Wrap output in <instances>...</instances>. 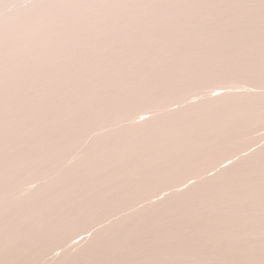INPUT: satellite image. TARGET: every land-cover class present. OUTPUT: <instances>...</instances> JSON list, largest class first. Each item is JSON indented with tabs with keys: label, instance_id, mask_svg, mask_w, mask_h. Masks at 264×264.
<instances>
[{
	"label": "bare ground",
	"instance_id": "6f19581e",
	"mask_svg": "<svg viewBox=\"0 0 264 264\" xmlns=\"http://www.w3.org/2000/svg\"><path fill=\"white\" fill-rule=\"evenodd\" d=\"M195 2L64 0L47 11L36 7L0 34V264H44L49 251L88 225L106 222L138 200L145 203L158 186L183 185L186 176L203 174L214 166L216 153L239 147L246 133L264 125V92L255 88L259 94L200 102L203 113L199 106L166 112L199 85L217 82L232 90L252 81L264 91V0ZM145 10L157 20L178 12L147 29L139 22ZM63 23L74 30L64 31ZM134 101L136 109H153L155 117L85 145L104 113ZM84 145L83 161L68 167L66 159ZM4 151L12 156L2 159ZM245 159L236 178L227 166L220 175L212 171L219 177L210 184L178 197L155 196L132 216L120 214L122 220L107 221L111 226L105 229L98 225L95 238L88 236L91 226L87 236L93 242L84 237L90 247L84 242L82 253H62V261L52 262L181 264L180 258L191 255L193 264H264V150ZM33 178L47 183L18 205L2 202L11 188ZM145 180L151 184L144 189Z\"/></svg>",
	"mask_w": 264,
	"mask_h": 264
},
{
	"label": "rangeland",
	"instance_id": "374dc122",
	"mask_svg": "<svg viewBox=\"0 0 264 264\" xmlns=\"http://www.w3.org/2000/svg\"><path fill=\"white\" fill-rule=\"evenodd\" d=\"M29 0H10V1H7V2H4V3H2L1 5H0V34H2L11 24H13V23H15L16 21H19V20H21V19H24L25 17H27L28 15H30L31 14V11L33 10V9H35L36 7L37 8H39V9H42L43 11H47V10H50V9H52L53 7H55V6H57V5H59V4H61V3H63V1L64 0H34V2L36 3V5H35V7H32L31 8V6H29V2H28ZM204 2L205 0H197V2H195V3H199V2ZM34 3V4H35ZM230 2H225V3H223L222 4V6H224V7H229L230 6V4H229ZM145 13H147V14H144V15H142V16H140V19H139V22L145 27V28H147V29H152V28H154V27H157V26H159V24H164L166 21H168V20H170L172 17V14L173 13H176V12H178V11H173V12H170V13H168V14H165L160 20H157V19H155L152 15H150L149 14V12L147 11V10H145L144 11ZM208 25V23L207 24H205L204 26H207ZM61 27L64 29V31H72V30H74V28L70 25V24H68V23H63L62 25H61ZM96 49H98V46H94ZM17 50V52H19L20 51V47L19 48H17L16 49ZM99 50V49H98ZM101 51V50H100ZM102 52V51H101ZM85 54V53H84ZM43 63L44 62H46V60H43L42 61ZM172 70H168V74L170 73H172L171 72ZM107 75H109V70L108 71H106L105 73H104V77L105 76H107ZM164 75V74H163ZM102 76V75H101ZM101 76H99L98 78H101ZM55 78V80H57L58 78H56V77H54ZM251 83V84H250ZM245 84V85H244ZM242 86H240V87H235V89H234V87H233V89L231 90V88H232V86L231 87H229L228 85L226 86L225 85V87L222 85V84H218L217 82H215V83H211V84H207V85H197L198 87L196 88V86L191 90V92L188 94L189 95V98L188 99H185L184 101H176V102H172L171 104H170V106L169 107H172L174 104H176V105H174L173 106V108H167L168 110H166V112L167 113H170V114H172V113H174L175 111L176 112H178V110L179 111H181L182 109H186V108H189L190 106L191 107H193V108H197L198 106L200 107H198L197 109H196V111H198V112H200V113H203L204 111H205V107L204 106H202V105H204V104H201V103H203V102H210V101H212L213 99H215L216 97H222V96H226V95H232V94H241V93H245V92H251V93H256V94H259V93H263L264 91L262 90V89H258V88H256V85H254L253 84V82L252 81H248L247 82V84H246V82L244 83ZM212 86V87H208V86ZM218 87H217V86ZM251 85H252V87H251ZM206 86V87H205ZM223 86V87H222ZM200 87V88H199ZM220 87V90L218 89ZM204 88V89H203ZM205 88H207V89H205ZM215 88V89H214ZM228 88V89H227ZM236 88H238V89H236ZM253 88V89H252ZM254 88H255V90H257V92H259V93H257L255 90H254ZM202 89V90H201ZM213 89V90H212ZM216 89H218V90H216ZM223 89V90H222ZM245 89V90H244ZM207 90H210V91H207ZM212 90V91H211ZM237 90V91H236ZM207 93V95L204 93ZM217 91V92H216ZM218 91H219V93H218ZM213 92H214V95H213ZM199 93V94H198ZM203 95V96H202ZM213 97H212V96ZM201 96V97H200ZM205 96V97H204ZM193 97V98H192ZM195 97V98H194ZM200 99H199V98ZM206 97H207V99H206ZM198 98V99H197ZM201 99H203V100H201ZM206 100V101H205ZM145 102V101H144ZM144 102H142L141 101V103H144ZM201 102V103H200ZM226 103V102H225ZM189 104V105H188ZM208 104V103H207ZM136 105V106H135ZM172 105V106H171ZM177 105H179V107L177 106ZM194 105V106H193ZM176 106V107H175ZM225 106H226V104H223L221 107H223L222 109H224L225 108ZM136 107H137V103H136V101H134V103L132 102V103H130L129 104V106H128V108L127 109H123V110H117V111H110V112H107V113H104L100 118H99V124H98V126H97V134H93V135H95V136H89V137H87L86 138V141L85 142H92V141H94L95 139H98L99 138V136H101L103 133H105V132H107V131H110V130H114V131H118V130H121V129H128V128H131V127H134V128H137V127H139V126H142V125H144V124H146L147 122H149V121H151L154 117H155V112L153 111V109H150V108H139V110L138 109H136ZM175 108V109H174ZM141 109V110H140ZM150 109V110H149ZM178 109V110H177ZM132 110V113L134 114L135 112L137 113H135L134 115L130 112ZM145 110V111H144ZM139 112H140V114H139ZM144 112V113H143ZM152 113L154 114V115H152ZM149 114V115H148ZM20 120H26V118H24V115H21L20 117ZM260 127V128H259ZM258 128V129H257ZM116 129V130H115ZM118 129V130H117ZM262 129V133H261V130ZM255 130H257V131H255ZM252 131V132H251ZM250 132H248V133H246L245 135H246V137H247V139H246V137H245V135H244V139L243 138H241L240 139V141H238L239 143H241L240 145H238L239 147H237V146H235L234 147V149L233 148H231L230 150H227V151H225L226 152V154H223V153H225V152H218V154L216 153V158L214 159V161L212 162V164L214 165V166H211V167H207L208 169H206V171L203 173V174H201V175H192V176H190V175H188V176H186L185 178H183V180L181 181V183L180 184H183V185H179V184H177V186H181L180 188L179 187H177V186H174V185H176V184H171L170 183V185H171V187H169V185H167L166 187H165V185L163 186V187H161L162 188V190L164 189V190H166V191H162L161 189V191L158 189L159 188V186L158 187H156L157 189H156V191L157 192H155V194H153L152 195V199H150V200H148V201H146L145 203L143 202V204H140V203H142L141 201H139L138 200V202H134V203H132L131 205H129L128 206V209H130L131 208V211H129L128 209H125V208H123L122 210H121V215L123 214V217L124 218H126V217H130V216H132L131 214H135L136 212L134 211V208H135V210L137 211L138 209L140 210V209H142V208H144V206H145V204H146V206H147V204H149V202H154V201H156L155 199L157 198V200L160 198V197H162V198H160L161 200H163V198H169V197H178V196H180V195H182V191H183V193L184 192H188L189 190H190V188L191 187H193V186H195V185H198L199 183H204L205 185L206 184H210L211 182H213V181H215L219 176H217L216 174H218V175H220V173H223V172H227L228 171V167H229V171L231 170V168L230 167H232L233 166V168H234V172H233V175H235V178L240 174L239 172H242L243 171V163L247 160V159H245V158H247L248 156H253V155H255L256 153H258L259 151H261V150H264V148H262L261 146H264V145H262V144H264V137H263V135H264V125H262V127L261 126H257L256 128H254V129H252ZM258 131H260V133H258ZM91 135V134H90ZM234 135V133H230L227 137L229 138V136H230V138L232 137ZM256 135H257V137H256ZM259 136V137H258ZM98 137V138H97ZM249 137V138H248ZM254 137V138H253ZM95 138V139H94ZM255 138H257L258 140H259V138H260V140L258 141L257 139H255ZM93 139V140H92ZM243 139V140H242ZM249 139H250V141H249ZM246 140H247V142H249L248 144H247V142H246ZM262 140V141H261ZM243 141H245V143L243 142ZM258 141V142H257ZM261 141V142H260ZM88 142H87V144H85V145H87V147H89V145L91 146L92 144H93V142L91 143H89L88 144ZM236 143V144H239V143ZM260 142V143H259ZM244 143V144H243ZM250 143H254L253 145L251 144V145H249ZM255 143H257V145L255 144ZM262 143V144H261ZM243 144V145H242ZM261 144V145H260ZM83 146L82 148H80V149H78V150H76V152L75 153H73L71 156H69L67 159H66V165L68 166V167H75V166H77V165H79L82 161H83V159H84V157H85V154L83 153V151H82V149L84 150V147H86V146ZM246 146V148H243V147H240V146ZM251 146V147H250ZM253 146H255V147H253ZM236 147H237V151L235 150L236 149ZM256 147H257V150H256ZM260 147L262 148V149H260ZM239 148H240V150L241 149H243L241 152H243V153H240V150H239ZM11 149H12V147H11V145L10 144H6L5 145V150H7V151H11ZM246 149V150H245ZM252 149V150H251ZM255 149V150H254ZM80 150V151H79ZM235 151V153H234V151ZM238 150H239V152H238ZM247 151V152H246ZM251 151V152H250ZM253 151V152H252ZM12 152V151H11ZM231 152H233V153H231ZM228 153H229V156H228ZM230 153H231V155H230ZM252 153V154H251ZM235 154V155H234ZM239 154V155H238ZM243 154H245V155H243ZM248 154V155H247ZM225 155V157H223ZM233 155V156H232ZM238 155V156H237ZM246 155H247V157H246ZM2 156V159H6V158H9V157H11L12 156V154H9V153H6L5 151L3 152V154L1 155ZM222 156V157H221ZM227 156V157H226ZM234 156H236V157H234ZM220 157V158H219ZM231 157V158H230ZM234 157V158H233ZM240 158H241V160H240ZM249 158H251V157H249ZM248 158V159H249ZM217 159H218V161H217ZM224 159V160H223ZM230 159H233V160H230ZM234 159H235V162H234ZM237 159H238V161L240 160V161H243L244 160V162H240L239 161V163H238V161H237ZM243 159V160H242ZM1 160V159H0ZM222 160V161H221ZM226 160V161H225ZM228 160H230L229 161V163H228ZM224 161V162H223ZM218 164H217V163ZM220 162H223V163H220ZM229 164H227V163ZM215 163V164H214ZM232 163L234 164L235 163V165H232ZM240 163H241V167L239 166L240 165ZM221 164H222V166H221ZM224 164V165H223ZM225 164H227L226 166H225ZM231 164V165H230ZM217 165V166H216ZM220 165V170L218 171V169H219V166ZM228 166V167H227ZM238 166V169H236L235 167H237ZM218 167V168H217ZM224 167V168H223ZM226 167V168H225ZM240 167V168H239ZM213 168V169H212ZM216 168V169H215ZM233 168H232V170H233ZM216 171H218V172H216ZM224 169V170H223ZM227 169V170H226ZM239 170V171H238ZM212 171H213V174L214 173H216L215 175H213L212 174ZM210 172V173H209ZM220 172V173H219ZM195 176H197V177H195ZM187 177H189V179L187 180ZM195 177V178H194ZM233 177V176H232ZM230 180H234V177L232 178V179H230ZM146 182V183H145ZM148 180H145V181H143L141 184H140V186L142 185V187L145 189V187L147 186V185H149V184H151L150 182L151 181H149L148 183ZM175 182V181H174ZM47 183V180H42V179H39V178H33V179H28V180H26L25 182H23V184H22V186L21 187H19V188H15L14 187V189L13 188H11V192H10V194L8 195V196H6L5 198H3L2 199V202H4V203H8L9 205H18V204H20L22 201H24L25 199H27V198H29L31 195H33L35 192H37L38 190H39V188H41L43 185H45ZM172 185H173V187H172ZM141 189V187L139 188L140 190H144V189ZM170 188H174V189H171V193H168V192H170ZM138 189V191L141 193L142 191H140ZM148 189H150L149 191H151L152 189L151 188H147V190ZM168 189H169V191H168ZM178 191V192H176V191ZM159 191V192H158ZM168 191V192H167ZM175 191V192H174ZM161 192V193H160ZM174 192V193H173ZM161 195H160V194ZM133 194H138L137 192H135V193H133ZM157 194V195H156ZM173 195V196H172ZM156 196V198L154 199V197ZM158 196V197H157ZM160 196V197H159ZM136 206H134V205ZM152 204V203H151ZM133 205V206H132ZM131 206V207H130ZM139 206V207H138ZM142 206V207H141ZM133 208V209H132ZM124 209H125V211H124ZM120 211V210H119ZM119 211H116V213L118 212L119 213ZM126 211H127V213H126ZM131 212H133V213H131ZM138 212V211H137ZM116 213L114 214V216H116ZM118 213H117V215H118ZM128 213H130V214H128ZM118 215V216H116V217H111L113 214H111V216H109L108 218L106 217V219H108V220H106V222L104 221V219H102V220H100V222L99 221H97V222H95V223H92V225H90V227H89V225H88V227H86L85 229H86V232H84L85 231V229L83 230H81V231H79L81 234H82V236H83V233L86 235V236H83V238L81 239V234L80 233H78L77 235H80L79 237H77V235L75 236H72L74 239H77V240H73V238L72 239H70V241L67 243V244H65V245H62V246H60L58 249H54L53 248V250H51V251H53V252H57V250H59V252H57V256H55V257H52V259H50L51 257L50 256H52V254L53 253H51V251H49L47 254L49 255V253H50V255H49V257H48V262H47V257H46V254L44 253L43 255H42V257H41V259L43 260V257H46L45 259H44V261L45 262H47V264H49V262L52 264V263H54V262H60V260L62 261V259H63V257L65 256V255H78V254H80V253H82V251H84V249H85V243H87L86 245H87V247L89 246H91V242H93V238H95L96 237V233H97V231L99 232V231H101L102 230V228L101 227H103V225H104V229L108 226L107 225V223L108 224H111V225H113L114 224V222L116 223V221H117V219H121V218H123L121 215ZM119 217V218H118ZM114 218V219H113ZM117 218V219H116ZM109 219H111V220H109ZM113 220V221H112ZM122 220V219H121ZM108 221V222H107ZM119 221V220H118ZM117 221V222H118ZM5 222V223H4ZM3 223L4 224H2L3 225V227L5 228V226H6V221H4ZM103 222L105 223V224H103ZM113 222V223H112ZM97 224V225H96ZM102 225L101 227H98V225ZM96 225V226H95ZM105 225H106V227H105ZM110 225V226H111ZM110 226H108V227H110ZM3 228V229H4ZM90 228V229H89ZM95 228H97V229H95ZM87 229H89V233L92 231L91 229H94V231H95V233H94V231H92L90 234H88V236L90 237V236H92V235H94V236H92L91 238H88V236H87V233H88V231H87ZM99 229V230H98ZM103 229V230H104ZM77 237V238H76ZM84 237L85 238H88V239H92V241L90 242V240H88L87 241V239H84ZM73 240V243L71 242ZM79 240H81V241H79ZM85 242V243H84ZM84 243V244H83ZM87 247H86V249H87ZM63 253V254H62ZM61 254L62 255H64L63 257L61 256ZM54 255H56L55 253H54ZM53 255V256H54ZM60 256V257H59ZM191 255H189V256H185V257H182V258H180V260H179V262L181 263V264H193L194 263V261H196L195 260V257H192ZM53 258H55V260L53 259ZM40 259V260H41ZM54 260V262H52ZM42 262V261H41ZM45 262H43L44 264H45ZM56 262V263H57ZM58 262V263H59ZM55 264V263H54Z\"/></svg>",
	"mask_w": 264,
	"mask_h": 264
}]
</instances>
